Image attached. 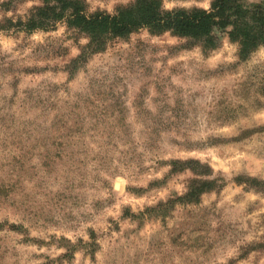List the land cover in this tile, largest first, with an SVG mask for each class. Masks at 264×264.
Listing matches in <instances>:
<instances>
[{
	"label": "rangeland",
	"instance_id": "rangeland-1",
	"mask_svg": "<svg viewBox=\"0 0 264 264\" xmlns=\"http://www.w3.org/2000/svg\"><path fill=\"white\" fill-rule=\"evenodd\" d=\"M42 3L0 0V264H264V45L141 27L94 50L23 28Z\"/></svg>",
	"mask_w": 264,
	"mask_h": 264
},
{
	"label": "trees",
	"instance_id": "trees-1",
	"mask_svg": "<svg viewBox=\"0 0 264 264\" xmlns=\"http://www.w3.org/2000/svg\"><path fill=\"white\" fill-rule=\"evenodd\" d=\"M56 18L84 31L89 37L87 46L94 50L109 36H124L141 27L203 40L206 47L216 46L217 34L225 32L239 44L243 55L264 45V0H212L207 9H167L162 7L161 0H135L113 13H87L79 0H43L22 25L27 30L46 28ZM200 188L193 185L183 197L189 198ZM73 248L67 247L69 252Z\"/></svg>",
	"mask_w": 264,
	"mask_h": 264
}]
</instances>
